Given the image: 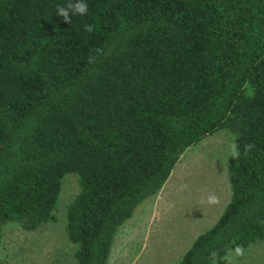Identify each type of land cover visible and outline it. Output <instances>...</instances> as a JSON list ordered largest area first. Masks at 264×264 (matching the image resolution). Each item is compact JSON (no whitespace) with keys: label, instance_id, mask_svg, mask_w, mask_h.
Wrapping results in <instances>:
<instances>
[{"label":"trees","instance_id":"obj_1","mask_svg":"<svg viewBox=\"0 0 264 264\" xmlns=\"http://www.w3.org/2000/svg\"><path fill=\"white\" fill-rule=\"evenodd\" d=\"M68 2L0 0V243L56 222L72 175L75 264H109L120 228L220 131L240 151L230 201L176 264L263 241L264 0H83L65 22Z\"/></svg>","mask_w":264,"mask_h":264},{"label":"rangeland","instance_id":"obj_2","mask_svg":"<svg viewBox=\"0 0 264 264\" xmlns=\"http://www.w3.org/2000/svg\"><path fill=\"white\" fill-rule=\"evenodd\" d=\"M233 135L220 131L189 148L158 195L147 200L119 230L109 264H176L194 239L214 225L230 201L227 173ZM79 192L78 180L63 179L56 222L27 232L18 225L5 227L0 264H75L74 246L66 234L67 206ZM209 193L219 203L201 204ZM231 264H264V240L234 250ZM219 264H229L223 260Z\"/></svg>","mask_w":264,"mask_h":264},{"label":"clouds","instance_id":"obj_3","mask_svg":"<svg viewBox=\"0 0 264 264\" xmlns=\"http://www.w3.org/2000/svg\"><path fill=\"white\" fill-rule=\"evenodd\" d=\"M87 10H88V5L84 3L83 0H69L66 6H57L56 15L59 17H63L65 22H70L71 16L73 14L85 15L87 13ZM85 30L87 32H92L93 26L86 25ZM253 147L254 145H245V152L250 151ZM229 154L232 158H238L240 156L239 146L236 143L231 144L229 148ZM200 203L201 204L207 203L208 205H214V204L219 203V198L215 194L209 193L206 199L203 196L201 197ZM234 252L236 256H243L244 249L242 246L237 245L234 249ZM210 255H211L213 264H215L218 253L216 251H213L211 252ZM224 259L227 260L229 264H231L230 254H226Z\"/></svg>","mask_w":264,"mask_h":264}]
</instances>
